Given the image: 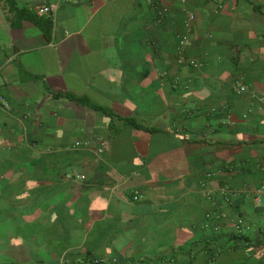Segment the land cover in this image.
Instances as JSON below:
<instances>
[{
    "label": "crops",
    "instance_id": "obj_1",
    "mask_svg": "<svg viewBox=\"0 0 264 264\" xmlns=\"http://www.w3.org/2000/svg\"><path fill=\"white\" fill-rule=\"evenodd\" d=\"M41 1L0 0V264H264V0Z\"/></svg>",
    "mask_w": 264,
    "mask_h": 264
},
{
    "label": "built area",
    "instance_id": "obj_2",
    "mask_svg": "<svg viewBox=\"0 0 264 264\" xmlns=\"http://www.w3.org/2000/svg\"><path fill=\"white\" fill-rule=\"evenodd\" d=\"M56 8H57L56 3H49L47 0H42L40 3H38L32 7V12L34 15H36L38 17L50 16L55 12ZM188 19L192 20L193 16L188 15ZM186 40H187V37L185 35L181 36L178 40V63H180V64L187 63L193 67H196L197 66L196 62L185 60V58L181 54L182 48L184 47ZM244 91H245L244 87L241 86L238 88L239 93H242ZM0 105L5 110H9V108H10L9 104L1 97H0ZM80 178L83 179L84 177L81 176ZM262 198H264V186L259 187V189L257 190V194L255 197V202L257 205L261 204ZM138 199H139V196H138V192L136 191L133 193L132 200L137 201ZM248 229H249V227L246 226L245 223L241 219L237 220L236 230L238 232L243 233V232L248 231Z\"/></svg>",
    "mask_w": 264,
    "mask_h": 264
},
{
    "label": "trees",
    "instance_id": "obj_3",
    "mask_svg": "<svg viewBox=\"0 0 264 264\" xmlns=\"http://www.w3.org/2000/svg\"><path fill=\"white\" fill-rule=\"evenodd\" d=\"M8 1V3L12 6V4H13V0H7ZM43 31H44V33L45 34H49V32H50V25H47L46 27H43ZM69 99H71V100H74V101H77V102H80V103H85V102H83L82 100H80V99H77V98H75V97H73V96H67Z\"/></svg>",
    "mask_w": 264,
    "mask_h": 264
}]
</instances>
